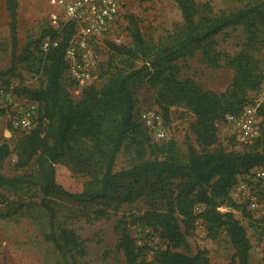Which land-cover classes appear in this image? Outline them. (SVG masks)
<instances>
[{"label": "trees", "instance_id": "trees-1", "mask_svg": "<svg viewBox=\"0 0 264 264\" xmlns=\"http://www.w3.org/2000/svg\"><path fill=\"white\" fill-rule=\"evenodd\" d=\"M176 2L185 21L176 32L174 42L150 46L140 27L129 19L134 45L114 41H108V45L115 54L131 59L142 57L144 66L130 71L121 65L115 66L102 85H89L79 99L72 96L69 85L63 81L68 69L65 52L76 24L68 21L59 28L50 25L46 29L43 37L49 34L59 43L48 50L40 49L38 71L44 78L43 84L15 88L17 95L39 103V124L23 132L14 147L9 142H0V186L36 183L45 200L62 195L91 201L148 198L150 207L141 215V221L159 231L167 247L157 252L153 260L140 259L146 244H136L126 234L119 245L127 264H212L204 252L192 255L176 250L186 244L189 232L199 219L205 221L211 233L227 231L235 248L230 264H250L253 244L247 228L233 212L240 204L231 191L240 174L264 166V100L258 106L262 134L255 139L254 148L227 149L219 145L218 123L229 114L240 112L249 103L250 92L263 87L262 65L249 50L230 56L227 63L235 70L233 82L226 90L217 91L206 89L191 78L179 80L174 63L202 48L205 57L218 65L220 53L214 52L209 44L213 36L231 25H251L261 31L264 43V0L218 14L196 0ZM6 6L13 58L5 74L21 75L18 64L31 55L36 56L28 49L26 53L17 52L20 1L6 0ZM143 75L155 87L163 84L160 94L165 110H160L167 123L174 104L184 105L195 114L191 124L195 144L190 143L185 154L174 138L153 142L148 127L136 118L137 97L132 85ZM125 150L131 151L136 161L118 168V159ZM13 154L16 168L36 165L37 173H3L6 160ZM61 163L68 164L75 173L89 176L83 191L73 192L59 181ZM47 205L53 218L55 210ZM221 207L229 209L223 211ZM10 209L13 211L9 206L3 212L0 207V216L11 213ZM51 235L64 256L83 245L73 232Z\"/></svg>", "mask_w": 264, "mask_h": 264}, {"label": "rangeland", "instance_id": "rangeland-1", "mask_svg": "<svg viewBox=\"0 0 264 264\" xmlns=\"http://www.w3.org/2000/svg\"><path fill=\"white\" fill-rule=\"evenodd\" d=\"M19 32L18 53H33L29 59L18 64L21 75L5 74L12 65L13 40L9 27V12L6 0H0V87L14 90L19 86L37 87L44 82L40 68L42 42L49 37L43 35L52 25L51 14L58 12V7L51 0H19ZM205 4L214 14L232 11L253 4L260 0H196ZM123 18L119 28L107 40L119 44L133 46V38L129 32V19L142 30L146 42L150 46L159 43H173L176 32L184 24V17L176 0H125ZM256 31L252 33V31ZM251 38V36H253ZM262 33L247 23L231 25L213 36L211 49L220 53V63L213 65L206 57L203 49H195L175 64V76L179 80L194 79L206 89L226 90L233 82L235 70L227 62L243 50H249L262 65L264 71V43ZM101 65L94 74V84L102 85L111 69L117 65L127 71L144 66L142 57L131 59L115 54L105 41L97 46ZM30 56V55H29ZM147 71L144 70L143 74ZM63 81L69 85L71 94L81 98L83 90L72 80L68 71ZM148 81L144 75L133 82L137 97L135 116L140 119L144 109L162 106L161 88ZM19 96V95H18ZM264 100V83L259 91L250 92V100L246 106H259ZM12 106L0 105V142H9L12 147L23 136V132L12 127ZM169 130L171 138L177 140L180 151L186 153L189 144H195V136L191 124L195 114L186 106L174 104L169 111ZM262 121V116H259ZM262 129V125H261ZM219 145L227 149H252L255 141L244 138L228 116L218 123ZM152 134L153 142H164ZM149 152V150H148ZM150 154L148 153L147 156ZM135 155L125 150L118 159V168L129 166L135 162ZM252 171V170H251ZM240 174L237 180L249 181V174ZM2 172L6 175L36 174L37 166L16 168L15 155L5 162ZM89 176L75 173L66 163L59 164V181L73 192H81L85 188ZM257 192L260 210H253L247 202L235 199L240 205L233 212L247 228L252 241L250 264H264V183L257 182L252 187ZM0 207L3 212L9 206L13 208L8 215L0 216V241L5 244L0 254V264H127L121 240L130 234L136 244L145 245L140 259L153 260L157 252L167 247L166 241L159 231L146 226L141 215L150 207L148 198L140 197L132 201L87 200L81 197L66 195L44 199V195L36 183L21 187L0 186ZM50 204L55 210L52 218ZM198 209H202L199 206ZM229 208L223 207V211ZM73 232L83 245L63 255L52 239L51 234ZM189 254L204 252L212 264H230L235 248L226 230L211 233L203 219L195 223L189 232L186 244L177 248Z\"/></svg>", "mask_w": 264, "mask_h": 264}, {"label": "built area", "instance_id": "built-area-1", "mask_svg": "<svg viewBox=\"0 0 264 264\" xmlns=\"http://www.w3.org/2000/svg\"><path fill=\"white\" fill-rule=\"evenodd\" d=\"M58 7V12L51 14L52 25L59 28L63 23L74 21L76 31L65 52L68 73L79 88L84 90L93 84L94 74L101 65L97 46L104 44L110 35L119 28L123 18L125 0H51ZM58 39L47 37L42 44L43 50L57 45ZM0 105L12 106V127L29 132L39 124V103L27 97L18 96L14 90L0 87ZM258 108L245 106L240 112L229 114L240 134L247 140L254 141L262 134ZM140 119L158 139H171L164 113L157 108L144 109ZM264 183V166L252 169L249 181L237 180L231 194L234 199L247 202L253 210H260L257 192L252 189L255 183ZM223 207H221L222 209ZM5 244L0 241V254Z\"/></svg>", "mask_w": 264, "mask_h": 264}]
</instances>
